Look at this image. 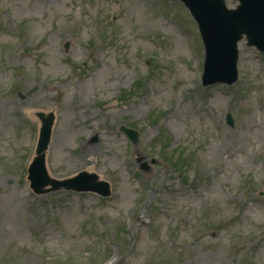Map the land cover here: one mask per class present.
Returning a JSON list of instances; mask_svg holds the SVG:
<instances>
[{
    "label": "rangeland",
    "instance_id": "374dc122",
    "mask_svg": "<svg viewBox=\"0 0 264 264\" xmlns=\"http://www.w3.org/2000/svg\"><path fill=\"white\" fill-rule=\"evenodd\" d=\"M238 47L203 86L178 0H0V264H264V53ZM39 111L49 175L109 198L30 189Z\"/></svg>",
    "mask_w": 264,
    "mask_h": 264
},
{
    "label": "water",
    "instance_id": "95a60500",
    "mask_svg": "<svg viewBox=\"0 0 264 264\" xmlns=\"http://www.w3.org/2000/svg\"><path fill=\"white\" fill-rule=\"evenodd\" d=\"M190 9L197 20L206 45L207 82L232 83L236 77V42L246 35L249 45L264 50V0H239L237 10L226 9L223 0H181ZM42 121L37 156L28 169L31 188L36 192L41 182L51 184L53 189L64 187L75 191H94L102 196H109L110 189L106 182L99 181L95 174L80 173L77 177L63 182L51 180L45 164V152L50 142L54 116L38 114ZM124 131L134 141L137 135Z\"/></svg>",
    "mask_w": 264,
    "mask_h": 264
}]
</instances>
